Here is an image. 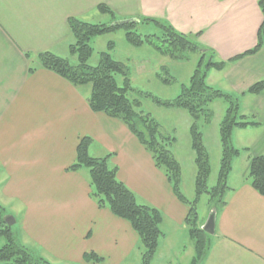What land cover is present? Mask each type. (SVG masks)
<instances>
[{"label":"crops","instance_id":"1","mask_svg":"<svg viewBox=\"0 0 264 264\" xmlns=\"http://www.w3.org/2000/svg\"><path fill=\"white\" fill-rule=\"evenodd\" d=\"M257 3L0 0V197L11 202L10 214L20 219V230L41 251L42 258L59 264H124L138 250V236L130 225L99 209L90 199L88 171L69 170L84 137L92 140L90 157L108 156V166L116 168L118 180L137 202L162 214V238L150 264H155L161 241L178 246L170 251L183 253L168 264H183L184 247L175 236L181 229L188 234L184 224L187 206L178 201L150 154L128 128L117 119L90 110L88 87L77 89L39 67L37 57L42 53L62 58L68 53L73 42L68 20L91 24L108 19L160 20L181 34H200L198 43L211 49L216 61H228L255 47L262 21ZM99 6L108 8L112 15L98 11ZM31 67L36 69L30 72ZM211 71L207 83L237 98L240 114L258 125L232 133L233 146L238 130L236 147L247 149L243 152L244 169L237 178H229L232 170L228 175L225 204L216 212L214 234L201 264H264V197L245 180L250 157L264 154V91L246 93L251 85L264 81V41L255 55L213 70V75ZM87 253L101 260L86 261Z\"/></svg>","mask_w":264,"mask_h":264},{"label":"trees","instance_id":"2","mask_svg":"<svg viewBox=\"0 0 264 264\" xmlns=\"http://www.w3.org/2000/svg\"><path fill=\"white\" fill-rule=\"evenodd\" d=\"M257 5L262 21L257 32L255 47L228 61H216L214 52L198 43L200 34H181L171 25L151 18L114 20L110 24H91L78 19H69L68 25L73 36V43L68 45V55L74 57L76 62L71 64L67 58L58 57L49 52L37 57L39 67L60 76L73 87L79 89L88 86L87 102L90 110L121 121L150 154L154 166L163 173L175 197L188 208L184 224L193 241V256L188 264H201L210 246L211 236L206 234L198 223L197 203L200 197L204 194L208 195L209 211L217 212L221 209L225 204L224 196L228 190L227 178L232 170V162L239 157L241 151H247V149L239 150L233 146V131L258 125L240 114L237 98L210 86L206 81L209 71H220L228 63L255 55L261 49L264 41V0H258ZM97 9L112 15L111 11L104 6H99ZM140 25H151L154 32L140 35L135 31ZM118 29H124L125 41L131 47L152 45L159 54L173 61L189 60V54L197 56L188 83L180 87V92L175 99L161 102L152 98L154 103L185 111L191 118L189 139L196 169L192 201L187 200L181 192V166L170 150L176 142L175 138L161 134L157 123L139 110L140 101L131 99L133 89L130 86L127 70L109 53L113 49V44L108 43V52L99 54V60L95 66L88 63L93 54L90 40ZM35 69L31 67L29 71L32 72ZM116 76H121V85L117 83ZM163 82L168 83L169 80H163ZM262 91H264V81H259L251 85L246 93L258 95ZM216 100H223L226 103V109L218 125L220 160L216 182L212 187H208L209 157L203 144L198 121L209 123L211 114L208 106ZM91 142L92 140L88 137L80 139L76 148V160L69 170L72 172L82 168L88 170L90 199L99 209L108 210L114 217L130 225L138 236V250L142 248L141 264H150L156 253L158 240L162 237L160 229L162 214L153 207L137 202L135 195L118 180L116 168L108 166V156L105 158L89 156L88 147ZM245 180L258 195L264 197V154L250 157ZM4 220V209L0 206V240L3 241L0 246V264H52L42 257L35 256L22 246L17 241L12 227L7 226ZM84 260L99 262L101 259L93 253H87L84 255Z\"/></svg>","mask_w":264,"mask_h":264},{"label":"rangeland","instance_id":"3","mask_svg":"<svg viewBox=\"0 0 264 264\" xmlns=\"http://www.w3.org/2000/svg\"><path fill=\"white\" fill-rule=\"evenodd\" d=\"M110 23L111 22L108 19V21L103 24ZM135 31L140 35L151 34L154 32L151 25H140ZM124 34V29H118L112 33L91 39L89 44L93 48V54L88 63L91 66H95L98 63L99 54L101 52H108L109 42L113 44V49L109 53L114 60L121 62L127 70L130 86L133 89L131 99H138L140 101L139 110L142 111L143 114H147L157 123L161 134L175 138L176 142L170 147V150L181 166V192L187 200L192 201L194 198V178L196 169L193 163V153L190 149L189 139L191 118L185 111L167 108L154 103L152 98L161 102H168L175 99L180 92V87L188 83L194 70L197 56L189 54V60L173 61L169 57L159 54L152 45H144L139 48L131 47L125 41ZM63 58H67L71 64L76 62V59L68 55V53L64 54ZM210 73V75H213V73L216 72L212 70ZM163 80H169V82L164 83ZM116 81L121 85V76H116ZM208 109L211 114L209 123H203L199 120L198 125L203 136L204 147L209 157L210 176L207 184L208 187H212L216 182L220 160L218 125L224 116L226 103L223 100H216L209 104ZM237 131L238 130L234 132L235 135L233 139L235 147L237 146V142L235 141ZM240 153L241 159L238 160L235 158L232 162V172L229 178H237L243 172L245 156H243V151ZM247 165L248 164L246 163V169ZM82 169L88 171L85 168ZM208 201V195L204 194L200 197L197 203L198 223L201 226L204 225L210 213V203ZM10 203V201H6L5 197H0V206L4 209L5 218L10 217L14 221L11 227L17 241L22 246L26 247L32 254L35 256L40 255L39 257H41V251L35 247L20 230V219L13 217L10 214ZM19 207L20 205H18V209ZM15 214L17 216L20 215L18 212ZM175 237L180 240L179 245H182L181 248L184 247L185 259L183 264H188L193 256V241L189 238L187 233L184 235L182 229L176 233ZM171 239H173L172 236L170 237V240ZM2 244L3 241L0 240V246ZM168 247L169 250L167 249ZM170 248L178 249V246L162 244L161 241L154 263L168 264L170 259L175 256L179 257L183 254L181 251H170ZM141 252L142 248L140 251L135 250L124 264H141ZM179 260H181V257ZM50 263L59 264L53 259H51ZM172 264H174V262Z\"/></svg>","mask_w":264,"mask_h":264},{"label":"water","instance_id":"4","mask_svg":"<svg viewBox=\"0 0 264 264\" xmlns=\"http://www.w3.org/2000/svg\"><path fill=\"white\" fill-rule=\"evenodd\" d=\"M215 219H216V211L211 210L207 217V220L202 226V230L210 236L214 234ZM4 221H5V224L9 227L14 223V221L10 217L5 218Z\"/></svg>","mask_w":264,"mask_h":264}]
</instances>
